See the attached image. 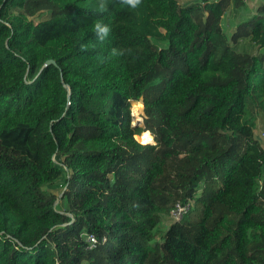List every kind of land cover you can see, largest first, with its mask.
Masks as SVG:
<instances>
[{"label": "trees", "instance_id": "obj_1", "mask_svg": "<svg viewBox=\"0 0 264 264\" xmlns=\"http://www.w3.org/2000/svg\"><path fill=\"white\" fill-rule=\"evenodd\" d=\"M242 1L0 0V264H264V2L222 27Z\"/></svg>", "mask_w": 264, "mask_h": 264}, {"label": "rangeland", "instance_id": "obj_2", "mask_svg": "<svg viewBox=\"0 0 264 264\" xmlns=\"http://www.w3.org/2000/svg\"><path fill=\"white\" fill-rule=\"evenodd\" d=\"M199 0H181L182 4L186 3H194ZM261 0H258V2ZM259 6V5H258ZM258 8V7H257ZM257 11V10H256ZM39 13H42L44 16H48L49 13L47 11H41ZM37 13L36 15H38ZM251 15V17L254 15L253 13H250L246 10V3L244 1L240 2L239 4H235L232 7H230L225 15L222 18V27L224 31L230 36L232 32L237 29V27L247 19V17ZM247 43V41L245 42ZM142 105V106H141ZM131 124L133 126H143V115H144V108H143V102L142 100L139 101H133L131 103ZM138 116H140V119L137 120ZM263 116L261 115L259 117V120L257 122V126L254 129L255 135L260 139L263 147H264V134H263ZM140 134L136 135V138L138 139V136ZM139 140V139H138ZM142 141V140H141ZM155 141L153 140L154 143ZM63 186H59L58 188L55 189V192L61 196V191H62ZM171 221H169L168 215L167 217L164 216L160 225H159V234L157 236V240L160 239L161 234L167 229L168 225L170 224Z\"/></svg>", "mask_w": 264, "mask_h": 264}, {"label": "clouds", "instance_id": "obj_3", "mask_svg": "<svg viewBox=\"0 0 264 264\" xmlns=\"http://www.w3.org/2000/svg\"><path fill=\"white\" fill-rule=\"evenodd\" d=\"M119 3L122 5L127 6L130 9H137L140 7V5L142 4V0H119ZM98 10L100 12H106L108 11V0H98ZM111 28L109 25L97 21L94 24V35L96 37V39L99 42H104L110 35L111 33ZM86 48L85 45H81V49L84 50ZM126 53H131V49H117V48H112L111 52L108 54V56L104 57V61H108L110 60L112 57H116V56H123Z\"/></svg>", "mask_w": 264, "mask_h": 264}, {"label": "built area", "instance_id": "obj_4", "mask_svg": "<svg viewBox=\"0 0 264 264\" xmlns=\"http://www.w3.org/2000/svg\"><path fill=\"white\" fill-rule=\"evenodd\" d=\"M243 1L246 4L251 2V0H243ZM179 3H181V0H179ZM256 10L254 11V14L256 13ZM193 204H194V199H190L187 202H177L175 206L170 210V213L168 214L169 221L175 222L181 220L185 216V214H187L190 211V209L193 207ZM87 240L90 243L89 246H93L97 241L96 237L93 235H88Z\"/></svg>", "mask_w": 264, "mask_h": 264}, {"label": "crops", "instance_id": "obj_5", "mask_svg": "<svg viewBox=\"0 0 264 264\" xmlns=\"http://www.w3.org/2000/svg\"><path fill=\"white\" fill-rule=\"evenodd\" d=\"M262 2H264V0H261L258 2V0H251V2H249L248 4H246V10L250 13H253L254 14V11L257 9L258 5H260ZM254 3V5H253ZM251 18V15H249L247 17V19H250ZM246 19V20H247Z\"/></svg>", "mask_w": 264, "mask_h": 264}, {"label": "bare ground", "instance_id": "obj_6", "mask_svg": "<svg viewBox=\"0 0 264 264\" xmlns=\"http://www.w3.org/2000/svg\"><path fill=\"white\" fill-rule=\"evenodd\" d=\"M142 106V105H141ZM140 119V116H138V118H137V120H139ZM142 138L146 141H151V140H153V134L151 133V131H149V130H147V131H145L144 133H143V135H142Z\"/></svg>", "mask_w": 264, "mask_h": 264}, {"label": "water", "instance_id": "obj_7", "mask_svg": "<svg viewBox=\"0 0 264 264\" xmlns=\"http://www.w3.org/2000/svg\"><path fill=\"white\" fill-rule=\"evenodd\" d=\"M56 65L57 63H56V61L54 60V59H48L46 62H45V64H44V66H49V65Z\"/></svg>", "mask_w": 264, "mask_h": 264}, {"label": "snow or ice", "instance_id": "obj_8", "mask_svg": "<svg viewBox=\"0 0 264 264\" xmlns=\"http://www.w3.org/2000/svg\"><path fill=\"white\" fill-rule=\"evenodd\" d=\"M145 142H147V140Z\"/></svg>", "mask_w": 264, "mask_h": 264}]
</instances>
